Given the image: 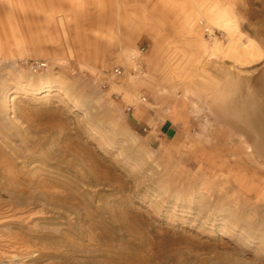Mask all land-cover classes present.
Wrapping results in <instances>:
<instances>
[{"label":"rangeland","instance_id":"rangeland-1","mask_svg":"<svg viewBox=\"0 0 264 264\" xmlns=\"http://www.w3.org/2000/svg\"><path fill=\"white\" fill-rule=\"evenodd\" d=\"M64 1L0 0V264H264V0Z\"/></svg>","mask_w":264,"mask_h":264},{"label":"crops","instance_id":"crops-1","mask_svg":"<svg viewBox=\"0 0 264 264\" xmlns=\"http://www.w3.org/2000/svg\"><path fill=\"white\" fill-rule=\"evenodd\" d=\"M102 1L103 0H65V3L69 4L72 8L75 7L76 10H63L59 15H61L65 21H67L68 19V22L81 23L82 20H84L86 23L87 18L94 19L93 21L96 22L95 18H102L104 16V13L102 11ZM119 2L121 3L123 11L119 13V15H115V17L120 18L121 15H132L131 18H133L134 12L131 5L132 0H120ZM119 2L118 4H120ZM53 13L55 14L54 11ZM27 16L31 17L33 16V14H29ZM47 16H49V14ZM152 16L154 15L153 13H151V11H149V14L147 13V15H145V18L143 20L144 26L138 31V39L154 38V34H156L157 30L156 27L157 25L160 26L161 21L156 20ZM111 18H114V15ZM127 22H129V20ZM249 54L250 49L247 55ZM163 110L164 113H162ZM141 115L143 124L149 127H153L158 116H162L160 121L157 123V135L162 141H168L176 138L180 132L188 129L191 124L188 103L183 97H176L170 102H167V100L165 101L163 100V98H160L158 102L149 104V108L143 110V113Z\"/></svg>","mask_w":264,"mask_h":264},{"label":"built area","instance_id":"built-area-1","mask_svg":"<svg viewBox=\"0 0 264 264\" xmlns=\"http://www.w3.org/2000/svg\"><path fill=\"white\" fill-rule=\"evenodd\" d=\"M206 33H208V29L205 30ZM44 66V64H40V63H33L30 65V68L32 70H35V69H39V68H42ZM121 74V71L119 69H114L113 72H112V76L113 77H118L120 76Z\"/></svg>","mask_w":264,"mask_h":264},{"label":"bare ground","instance_id":"bare-ground-1","mask_svg":"<svg viewBox=\"0 0 264 264\" xmlns=\"http://www.w3.org/2000/svg\"><path fill=\"white\" fill-rule=\"evenodd\" d=\"M242 54H244V55L248 54V50L247 49H244V51H242Z\"/></svg>","mask_w":264,"mask_h":264}]
</instances>
